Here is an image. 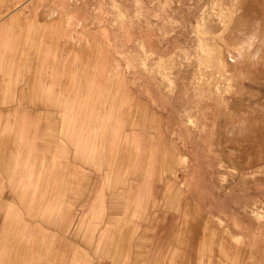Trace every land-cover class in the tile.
I'll return each instance as SVG.
<instances>
[{
    "label": "crops",
    "instance_id": "1",
    "mask_svg": "<svg viewBox=\"0 0 264 264\" xmlns=\"http://www.w3.org/2000/svg\"><path fill=\"white\" fill-rule=\"evenodd\" d=\"M96 4L22 0L0 13V219L20 220L15 232L37 245L38 264H168V250L183 264V244L194 251L205 225L212 250L232 249L229 235H242V264H264V219L253 210L264 203V179L242 185L240 160L238 175L225 173L231 163L221 160L208 109L189 113L197 100L160 82L97 81V52L95 80H56L81 52V23ZM190 256L184 264H199ZM217 257L205 263L231 264Z\"/></svg>",
    "mask_w": 264,
    "mask_h": 264
},
{
    "label": "rangeland",
    "instance_id": "2",
    "mask_svg": "<svg viewBox=\"0 0 264 264\" xmlns=\"http://www.w3.org/2000/svg\"><path fill=\"white\" fill-rule=\"evenodd\" d=\"M21 1L0 0V13H12ZM90 1L92 7L97 2V7L88 11L81 23L82 32L77 36L81 52L72 55L71 69L56 74V80H95L88 71L94 69L97 52V69L101 66L103 70L97 81H156L172 96L195 98L200 105L189 106V113L205 117L208 109L213 115L215 145L223 151L222 162L231 163V168L221 166L228 169L225 173L233 178L238 175L234 162L240 160L242 185L254 178L264 179V0ZM9 31L14 36L13 27ZM94 33L101 42L91 40ZM4 77L15 81L16 75L7 73ZM189 123L198 129L194 119ZM167 158L169 168L174 157L168 154ZM177 162L186 168L188 158L184 155ZM257 202L253 210L263 220L264 203ZM16 220L0 219V264L45 261L39 257L37 245L15 232L20 222ZM205 226L199 229L194 251L186 249L192 243L183 244V264L190 255L199 264H206L213 254L224 255L231 264H242V235H229L232 249H221L219 242L214 251L208 241L211 230ZM234 228L242 232L236 222ZM217 238L221 241L222 234ZM168 254V264H175L174 251L168 250ZM73 258L78 262V251Z\"/></svg>",
    "mask_w": 264,
    "mask_h": 264
}]
</instances>
